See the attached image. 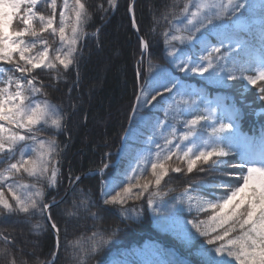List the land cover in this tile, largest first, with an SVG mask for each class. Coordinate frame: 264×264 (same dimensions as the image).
<instances>
[{"label":"snow or ice","instance_id":"obj_1","mask_svg":"<svg viewBox=\"0 0 264 264\" xmlns=\"http://www.w3.org/2000/svg\"><path fill=\"white\" fill-rule=\"evenodd\" d=\"M118 6V0H99L94 8L87 0H0V224L9 219L28 223L39 235L46 230L41 220L52 221L55 200L50 202L48 196L63 182L61 167L68 147L57 136L67 131L71 114L53 103L49 93L54 85L58 91L61 82L66 84L72 72L76 79L68 94L79 87L83 50L89 40L100 43L101 28L90 33L89 27L94 18L108 20ZM128 11L133 12L131 4ZM256 16L248 0H169L154 13L151 31L162 38L166 56L178 72L223 85L240 81L245 89L256 88L264 101V3L258 20ZM212 31L215 43L206 39ZM139 44L136 78L144 84L132 116L153 101L159 104L158 97L168 93L164 118L153 125L145 152L136 157L123 180L101 181L102 202L80 189L66 215L99 220L112 208L123 210L129 201H145L158 212L154 198L174 191L162 188L170 173H205L218 179H189L172 198L186 205L192 215L186 224L207 246L200 249L202 264H264V135L259 141L245 136L238 124L239 110L223 111L193 99L179 79H167V70L151 63L152 42L141 36ZM186 46L198 47L199 52L185 56ZM145 61L148 71L154 72L147 79ZM109 166L102 163L89 172L103 176ZM68 179L71 185L81 177ZM50 228L56 252L48 260L33 256V264H55L61 247L71 249L72 264H88L116 235L106 237L93 230L91 235L68 239L65 228L62 245L60 226L51 222ZM183 231L187 240L195 239L191 230ZM0 260L29 264L11 232L0 231Z\"/></svg>","mask_w":264,"mask_h":264},{"label":"trees","instance_id":"obj_2","mask_svg":"<svg viewBox=\"0 0 264 264\" xmlns=\"http://www.w3.org/2000/svg\"><path fill=\"white\" fill-rule=\"evenodd\" d=\"M87 2L94 8L99 0ZM131 2L132 0H118L117 10L105 25V21L101 22L94 18V24L90 25L89 31H94L95 27L101 28L100 43L97 46L94 39L89 40L83 50V58L79 65V87L75 88L71 95L68 94V88L72 87V82L76 79L75 72H72L66 84L61 82L58 85V91L55 90L56 85L50 90L49 99L55 104L62 105L64 110L71 114L69 146L64 151L61 167L63 182L58 188L50 190L48 196L50 202L64 196L68 190L69 175L73 178L77 175L81 177L90 169L98 168L101 166L99 160L107 151H114L119 147V140L124 134L134 107L138 84L139 82L144 84L143 79L138 82L136 78L141 36L150 40L155 50L151 63L158 68L169 67L164 42L158 34L151 31L154 13L158 14V10L169 0H137L134 5L136 28L128 14ZM207 35L210 39L216 40L215 33ZM192 52H197V47L192 49ZM153 74L154 72L148 71V61H145L144 79ZM186 80L189 82L195 80L198 85L204 83L201 79L191 77H186ZM205 85L206 92L226 95L225 100L232 109L239 110V123L243 130L254 131L257 127L264 128V101L258 98L256 88L248 86L245 89L240 81H229L227 85L220 83ZM158 100L161 102V99ZM154 102L153 108L150 109L152 110L149 114L150 120L158 115V109L162 104ZM70 105H75V110ZM150 122L143 125L139 121L134 122V139L140 144ZM57 140L62 145L67 144L64 133L59 134ZM192 178L218 179L205 173L194 172L189 176L183 173H170V176L165 178L166 186L162 185V188L164 191L169 188L174 191L163 198H154V207L159 208L158 212L149 208L145 201H129L123 210L118 206L112 208L102 213L99 220L85 216L70 219L66 212L71 210L73 201L79 199L80 189L89 192L95 201L102 202L99 198L98 179L86 176L77 182L66 200L51 209L52 222L61 228L62 245L66 242L65 228L68 239L81 233L91 235L93 230L102 231L106 237L113 232L116 233L111 242L91 258L88 264H202L204 257L200 249L207 246L203 244V238L191 229V225L186 224L187 220L192 219L186 205H180L172 199L184 190ZM173 216L175 220L171 218ZM41 223L45 224L46 230L39 235L33 234L28 223L9 219L0 224V231L11 232L16 236L19 244L23 246V258L28 260L29 264H33V256L48 260L56 251L54 235L45 219H42ZM184 229L191 230L195 239L187 240ZM0 264L5 262L0 260ZM55 264H72L71 249L64 251L61 247Z\"/></svg>","mask_w":264,"mask_h":264},{"label":"rangeland","instance_id":"obj_3","mask_svg":"<svg viewBox=\"0 0 264 264\" xmlns=\"http://www.w3.org/2000/svg\"><path fill=\"white\" fill-rule=\"evenodd\" d=\"M248 3H251L252 5H254V10L258 7V5H259V1L258 0H248ZM7 11H10V9L9 10H7ZM247 14V13H246ZM256 19H257V17H255ZM258 20V19H257ZM188 47H190V46H186L185 48H184V52H183V54L185 53V51H186V48H188ZM193 95H195V93H196V91L195 90H193V89H191V91H190ZM215 102L217 103V100H215ZM207 105H211V102L210 101H208L207 102ZM79 124V123H78ZM246 136V135H245ZM248 137V136H247ZM249 138H251V139H253L254 140V138L253 137H249ZM255 141H258V140H255ZM145 152V150H143V151H141V153L140 154H142V153H144ZM140 154H138L137 155V157L140 155ZM171 218H174V220H175V217L173 216V217H171Z\"/></svg>","mask_w":264,"mask_h":264},{"label":"water","instance_id":"obj_4","mask_svg":"<svg viewBox=\"0 0 264 264\" xmlns=\"http://www.w3.org/2000/svg\"><path fill=\"white\" fill-rule=\"evenodd\" d=\"M48 223H49V225L51 224L50 223V221H47ZM53 232H54V230H52ZM58 254H59V252L57 253V255H56V259H57V257H58Z\"/></svg>","mask_w":264,"mask_h":264}]
</instances>
